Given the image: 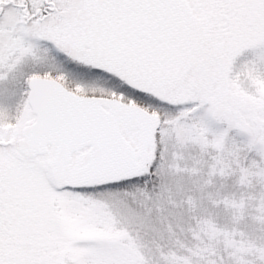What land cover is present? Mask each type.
I'll use <instances>...</instances> for the list:
<instances>
[{
    "label": "snow or ice",
    "instance_id": "obj_1",
    "mask_svg": "<svg viewBox=\"0 0 264 264\" xmlns=\"http://www.w3.org/2000/svg\"><path fill=\"white\" fill-rule=\"evenodd\" d=\"M0 264H264V0H0Z\"/></svg>",
    "mask_w": 264,
    "mask_h": 264
}]
</instances>
